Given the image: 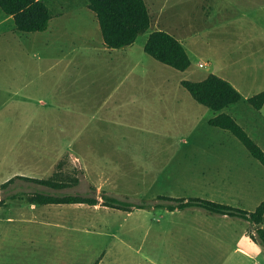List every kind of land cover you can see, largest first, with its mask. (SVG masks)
Masks as SVG:
<instances>
[{"label":"rangeland","instance_id":"1","mask_svg":"<svg viewBox=\"0 0 264 264\" xmlns=\"http://www.w3.org/2000/svg\"><path fill=\"white\" fill-rule=\"evenodd\" d=\"M144 1L151 22L130 45L134 71L122 83L103 58L107 53L100 64L50 70L46 58H60L66 51L43 52L38 45L42 33L15 31L0 37V198L6 202L0 206V224H52L54 247L70 255L67 262L51 245L28 251L23 246L17 250V264H91L103 253L102 264H264V247L241 218L196 207L128 212L100 203L34 204L7 194L44 187L16 179L6 188L12 191L1 188L20 167L37 178H78L61 191L97 197L102 193L130 202L149 203L157 195L197 196L252 211L264 198L262 164L228 130L207 123L225 112L264 150V104L258 110L246 100L264 89V0ZM68 3L66 20L75 18L86 28L93 15L83 8L87 0ZM0 29H14L12 17L1 9ZM156 29L182 42L190 59L185 70L143 51L148 34ZM96 32V38L101 36L98 26ZM82 41L77 39L78 44ZM209 73L231 78L241 98L216 111L196 102L179 83ZM126 89L144 96L148 109L131 108L137 102L128 101L127 108L114 112L95 113L89 107L98 94ZM17 101L27 107L26 115L30 107L35 110L39 132L32 141L29 136L34 134H23L17 141V124L27 120H17ZM78 103L85 105L80 115L73 108ZM179 103L185 107H177ZM84 125L86 131L79 132ZM61 126L75 133L58 132ZM97 144L101 148H95ZM9 243L0 250V264H15ZM237 244L239 250L234 248Z\"/></svg>","mask_w":264,"mask_h":264},{"label":"trees","instance_id":"2","mask_svg":"<svg viewBox=\"0 0 264 264\" xmlns=\"http://www.w3.org/2000/svg\"><path fill=\"white\" fill-rule=\"evenodd\" d=\"M87 6L95 14L103 44L107 48H121L130 45L139 34L149 28L151 22L149 9L144 0H87ZM0 9L12 17L14 29L21 32L44 31L50 18L48 7L43 0H0ZM143 51L160 63L177 70L183 71L190 65V59L183 44L176 37L161 29L152 30L148 34ZM180 85L196 102L216 111H220L241 98V94L231 83L214 73H209L200 80L182 79ZM246 100L253 108L260 109L264 103V89L249 96ZM207 123L228 130L264 167V150L231 115L219 112L209 118ZM16 179L45 188L38 189L37 187L28 193L23 190H15L7 194L8 198H26L27 202L34 204L80 203L92 206L100 203L106 207L128 212L134 208L159 207L174 211L196 207L214 214L241 218L248 221L254 228L255 238L264 247V228L261 227L264 219V198L252 211L197 196L157 195L149 203L130 202L102 193L97 197L61 191L70 187L71 184L77 183L78 178L62 182L50 178L17 175L6 180L1 188L5 191H12L6 188ZM5 204V197L0 198V206Z\"/></svg>","mask_w":264,"mask_h":264},{"label":"crops","instance_id":"3","mask_svg":"<svg viewBox=\"0 0 264 264\" xmlns=\"http://www.w3.org/2000/svg\"><path fill=\"white\" fill-rule=\"evenodd\" d=\"M43 1L48 7L50 18L48 21L47 28L44 31L38 32V33H42L41 35L43 37L40 38V40L38 41V45L42 46V50L43 52L45 51L46 54L54 53V52L56 53L58 51L63 53L66 51L64 55L60 58H53V57L46 58V60L50 61L48 63L46 61L47 69L53 70L56 67L59 68L60 70L62 69L65 71L70 66L73 67L76 66L82 69L86 63L92 61L100 64L103 57L102 55L107 53L108 57H103V58H108L113 71L112 74L116 75L117 79L120 80L121 83L122 81H124V78H126V76L133 75L134 63L132 62L131 57L129 56L128 53L131 44L121 48H107L103 44L102 36H98L96 38L97 26L99 28V25L95 17V14L88 8V6L83 8L89 9L94 16L93 15L89 16V25L87 26L88 28L87 27L85 28L84 26L86 25L82 26L80 24H77L78 22L77 20H75V18L70 22L66 20V17H68L66 11L70 7L68 0H43ZM227 1L229 2L232 0H227ZM164 3H166V1ZM258 4L261 7L260 9L262 10L263 9L262 3L259 2ZM73 5L77 6L76 4ZM73 16L75 17V15ZM77 16H79V13H77ZM15 31L17 30L0 29V37H6L8 33L14 35ZM24 33H31V32H24ZM28 35H32V34H28ZM61 37H66V39H63ZM79 37L82 38L83 40L81 44H78L77 42V39ZM27 42L33 43L34 41H31V39L27 37ZM65 45H68L70 49L68 50L62 49ZM77 51L84 53V55L73 56L72 53H77ZM122 71H124L126 75L123 74ZM222 78L226 79L229 83L233 84L231 78L229 77H222ZM116 91L111 93L98 94L97 96H95V99H93L94 101L91 103V105H89V107L95 113L103 109L105 110L107 109L109 111L114 112L121 108H127L125 103L128 101L133 104L137 102V104L134 105L129 104L131 108L136 107L139 109H145V108L148 109V106L142 103L144 101L143 99L144 96H140V95L135 96L131 92H128L127 89L126 92H116ZM175 97L177 101H180L178 96ZM21 105L23 106V104H20L17 101V120L21 119V122L22 119L26 118L27 120L21 124H17L21 132V135L17 137V141L19 140L21 141L23 134H34L29 136L30 141H32L36 138V134L39 132V129H36L35 128L36 125L34 124L35 122L34 117L36 113H34L35 110H33L32 107H30L29 108L30 115L29 116L26 115V110H25L26 106L22 107ZM177 107L183 108L185 107V105L179 103ZM73 108L74 110L80 111L79 113L80 115L82 114V112H84L85 105L82 106L78 103L77 106ZM85 128H86L85 125L81 126L79 128V132L82 130L86 131ZM57 131L62 133L73 132V131H69V126H61V128H59ZM25 140H27V137H25ZM79 143H81V145L79 146L81 147L85 146L84 142L80 141ZM95 148H101V147H99L97 144ZM25 170L27 169L21 170V168L18 167L17 176L32 177V176H27L29 174L25 173L24 172ZM33 178H37V177H33ZM17 181H21V179H17ZM54 227L55 226H53L52 224H0V250L4 248L6 249V246L10 245L9 242H12L15 251L14 253L15 264H17V250H21L23 246H25V250L28 251V249L31 247L34 248L41 247L42 249H44L46 246L51 245L55 254L59 253L60 251H57L58 249L54 247V240L56 235L55 230H53L55 229ZM183 239H187V238H183ZM211 239H213V237H211ZM218 240L221 241V239ZM234 248L235 250H239L238 244L234 245ZM243 252L246 254L245 251ZM60 254H62V256H64L65 258H67V262H68L70 257L69 253L60 252ZM248 256H250V254ZM103 260H104V253L96 257L91 264H102Z\"/></svg>","mask_w":264,"mask_h":264},{"label":"built area","instance_id":"4","mask_svg":"<svg viewBox=\"0 0 264 264\" xmlns=\"http://www.w3.org/2000/svg\"><path fill=\"white\" fill-rule=\"evenodd\" d=\"M200 65H202V64H200ZM203 66V65H202Z\"/></svg>","mask_w":264,"mask_h":264}]
</instances>
